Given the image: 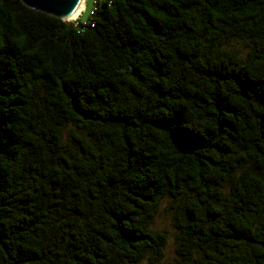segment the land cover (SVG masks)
<instances>
[{
	"label": "trees",
	"instance_id": "1",
	"mask_svg": "<svg viewBox=\"0 0 264 264\" xmlns=\"http://www.w3.org/2000/svg\"><path fill=\"white\" fill-rule=\"evenodd\" d=\"M97 4L73 25L0 0V264L138 263L165 197L200 249L178 264H264V0ZM222 31L245 59L211 53Z\"/></svg>",
	"mask_w": 264,
	"mask_h": 264
},
{
	"label": "rangeland",
	"instance_id": "2",
	"mask_svg": "<svg viewBox=\"0 0 264 264\" xmlns=\"http://www.w3.org/2000/svg\"><path fill=\"white\" fill-rule=\"evenodd\" d=\"M98 3V2H97ZM96 0H85V8L81 13L79 19L71 24L77 25L78 22H84L91 18L92 12L97 7ZM252 44L250 41L229 32L222 31L219 33L213 46L211 47L212 54L226 53L229 54L235 61L243 60L247 56ZM38 105L42 107L44 100L41 96L37 100ZM76 131L78 135L85 136L84 132L78 130L71 125L65 127L62 131V146L61 153L63 157H67L70 153L77 150V142H75L73 132ZM245 167L238 169L234 173V177H238ZM47 190L55 188L51 183L47 184ZM222 190L225 194L229 193L230 183L225 182L222 185ZM57 191V189L55 190ZM186 198H191L192 194L187 191ZM182 198L173 199L172 197H165L157 210L156 215L150 220L148 227L153 234H161L164 237V242L159 247L157 252L148 251L144 258L138 263L123 262L121 264H178L184 257L189 256L190 253L197 256L200 249L193 246L191 243L186 244L182 239L181 232L175 223V210L177 204ZM53 208L50 217V232L51 237L59 236L64 230L68 229L69 224L76 220L77 212L69 201L65 203H53Z\"/></svg>",
	"mask_w": 264,
	"mask_h": 264
},
{
	"label": "water",
	"instance_id": "3",
	"mask_svg": "<svg viewBox=\"0 0 264 264\" xmlns=\"http://www.w3.org/2000/svg\"><path fill=\"white\" fill-rule=\"evenodd\" d=\"M23 4L33 10L55 16L66 23L67 18L76 13L85 0H22Z\"/></svg>",
	"mask_w": 264,
	"mask_h": 264
},
{
	"label": "bare ground",
	"instance_id": "4",
	"mask_svg": "<svg viewBox=\"0 0 264 264\" xmlns=\"http://www.w3.org/2000/svg\"><path fill=\"white\" fill-rule=\"evenodd\" d=\"M84 8H85V3H83L81 5V7L79 8V10L76 13H74L72 16L68 17L67 21L76 22L79 19L81 13L83 12Z\"/></svg>",
	"mask_w": 264,
	"mask_h": 264
},
{
	"label": "built area",
	"instance_id": "5",
	"mask_svg": "<svg viewBox=\"0 0 264 264\" xmlns=\"http://www.w3.org/2000/svg\"><path fill=\"white\" fill-rule=\"evenodd\" d=\"M101 1H103V0H96V3H97V2H101Z\"/></svg>",
	"mask_w": 264,
	"mask_h": 264
}]
</instances>
